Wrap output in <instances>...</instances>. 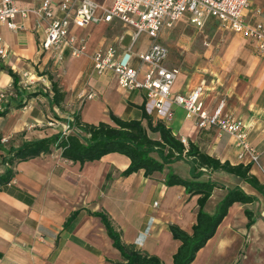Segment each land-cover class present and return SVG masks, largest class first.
Listing matches in <instances>:
<instances>
[{"label":"crops","instance_id":"obj_1","mask_svg":"<svg viewBox=\"0 0 264 264\" xmlns=\"http://www.w3.org/2000/svg\"><path fill=\"white\" fill-rule=\"evenodd\" d=\"M15 1L21 8H37L45 0ZM61 1L51 0L52 6L57 8ZM245 19L264 23V0H252ZM15 21L19 25L15 29L0 22V49L6 50L5 56L0 54V66L11 68L20 77L26 71L45 75L51 82V75L66 94L61 106L53 104L50 96L39 94L27 99L22 107L12 103L9 112L0 116V174L5 171L1 158L8 148L60 133L71 114H80L86 124H114L111 112L124 120L142 119L146 91L120 86L112 71L99 74L91 56L113 45L120 58L137 65L138 54L151 44L148 34L135 38L136 28L118 18L87 26L71 23L70 34L85 39L86 53L73 56L64 46L59 56L41 52L47 23L38 14L18 15ZM160 41L169 50L165 63L178 70L172 92L186 94L202 86L204 107L209 112L225 99V111L243 120L247 139L259 153V161L253 162L248 156L240 159L232 135L216 126L200 128L198 118H188L183 106L175 105L173 119L165 121L167 126L186 146L192 142L201 152L233 165L250 164L251 174L264 183V51L253 39L224 29L217 18H209L198 27L188 14L164 29ZM128 48L130 56L126 55ZM12 86V76L0 68V89ZM24 89H43L53 94L42 83ZM8 100L0 102V109ZM150 134L159 138V133ZM153 155L159 158L157 152ZM129 164L130 159L118 152L99 160L73 161L63 157L60 148L18 162L12 180L0 186V264L123 262L121 251L97 212L109 215L124 242L136 243L165 264H173L181 242L169 226L176 224L193 231L199 195L188 193L183 185H167L165 180L169 173L191 179L190 161L186 157L173 161L152 175L143 169L123 175ZM203 170L201 180L221 185L205 205L208 213L216 211L228 188L239 186L256 200L233 203L191 264H264L263 194L225 170ZM246 210L253 214L252 223ZM76 211L75 219L67 223Z\"/></svg>","mask_w":264,"mask_h":264},{"label":"built area","instance_id":"obj_2","mask_svg":"<svg viewBox=\"0 0 264 264\" xmlns=\"http://www.w3.org/2000/svg\"><path fill=\"white\" fill-rule=\"evenodd\" d=\"M251 2L252 0H113L111 5H105L95 0H62L56 8L52 6L51 0H45L37 8H21L15 0H0V22L15 29L19 27L15 21L18 15L25 17L30 12H35L47 23L45 37L40 42L41 52L59 53V56L64 46L69 47L73 56L86 53L85 39H78L70 34L71 23L87 26L118 18L134 26L135 38L142 33L151 38L149 48L138 54V64L133 65L120 58L117 48L111 45L93 53L91 59L94 69L99 74L114 72L119 85L126 89L145 90V110L158 120L171 121L175 115V105L183 106L188 118H198L200 128L216 126L222 132L232 135L239 149L240 159L248 156L251 161L258 162L259 153L247 139L243 120L225 111V99L220 100L213 112H209L204 107L202 86L186 94L172 92L178 70L165 63L169 50L160 41L164 29L172 27L184 14H188L190 21L198 27L204 26L209 18H217L224 29L240 32L253 39L257 47L264 51V23H252L245 19V11ZM0 54L5 56L6 50L0 49ZM126 55L130 56V48ZM37 83L51 88L47 76L31 75L26 71L22 73L21 86L25 88ZM13 95V86L7 90L0 89V102ZM73 121L74 114H71L61 131L64 138L74 130L80 131L71 125Z\"/></svg>","mask_w":264,"mask_h":264},{"label":"trees","instance_id":"obj_3","mask_svg":"<svg viewBox=\"0 0 264 264\" xmlns=\"http://www.w3.org/2000/svg\"><path fill=\"white\" fill-rule=\"evenodd\" d=\"M0 68L12 76L15 92V95L9 98L6 106L0 109V116L9 112L12 103L15 107H22L27 99L39 94L50 96L52 103L58 106L64 102L66 93L53 76H49L53 93L51 96L49 91L43 89L28 90L22 88L21 77L16 72L4 65H1ZM110 115L114 124L107 122L86 124L82 122L80 114L74 113V121L71 125L80 131L74 130L67 138H64L60 132L41 139L26 141L18 147L11 146L1 158V163L5 165V171L0 174V186L12 180L15 175L14 166L18 162L51 153L53 148H61L63 157L82 163L99 160L111 152L124 154L130 159V164L123 171V175H129L141 169L144 170L145 174L152 175L157 171H162L167 164L186 157L191 164L192 178L187 179L176 173H169L165 182L167 185H183L188 193L198 194L199 208L197 222L194 224L191 233L176 224L169 226L173 236L181 242L174 254L173 264H191L193 262L197 252L215 234L233 203H249L256 200L254 195L248 194L239 186L228 188L216 211L213 214L208 213L205 210V205L214 189L221 185L211 180H201L200 178L204 173L203 168L222 169L237 175L264 196V183L251 174L250 164L233 165L201 152L192 142L186 146L165 122L153 120L144 107L142 119L124 120L113 112ZM150 132L159 133V138L152 137ZM154 152L158 153L159 158L153 155ZM246 212L249 216V222L252 223L254 220L252 212L249 210ZM77 213L78 211L72 213L67 223L72 222ZM96 214L101 217L114 245L122 253L124 261L119 264H165L158 256L149 254L136 243L124 242L106 212H97Z\"/></svg>","mask_w":264,"mask_h":264}]
</instances>
